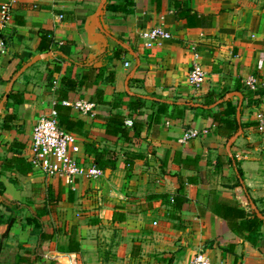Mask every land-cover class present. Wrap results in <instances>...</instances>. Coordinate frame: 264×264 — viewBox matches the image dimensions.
<instances>
[{"label": "crops", "instance_id": "0c3cea01", "mask_svg": "<svg viewBox=\"0 0 264 264\" xmlns=\"http://www.w3.org/2000/svg\"><path fill=\"white\" fill-rule=\"evenodd\" d=\"M6 3L0 264H187L199 250L212 264H264V130L255 119L264 112V0H0V11ZM154 26L170 38L146 47L142 32ZM195 57L206 71L198 90L186 80ZM83 74L63 100L95 103L88 114L69 106L82 121L72 132L77 155L86 165L103 148L117 158L99 178L67 185L32 167L31 132L62 102L61 77ZM251 74L260 80L253 92ZM135 98L143 104L133 111ZM227 103L225 117L239 123L229 136L212 117ZM111 113L123 115L126 136L106 131ZM229 205L263 219L255 241L229 227Z\"/></svg>", "mask_w": 264, "mask_h": 264}, {"label": "built area", "instance_id": "2783aa9c", "mask_svg": "<svg viewBox=\"0 0 264 264\" xmlns=\"http://www.w3.org/2000/svg\"><path fill=\"white\" fill-rule=\"evenodd\" d=\"M10 22V3L2 5L0 11V55L8 47V35L6 25ZM146 38L144 45L150 47L160 39L170 38V33L161 26H154L142 32ZM128 62H125V66ZM206 71L195 57L187 71L186 80L192 89H200ZM244 84L249 91H256L259 88L260 80L256 74H251L245 78ZM65 104L77 109L79 112L93 113L95 103L86 99L78 98L73 101H65ZM256 128L264 130V112L256 113ZM131 124L130 120H126ZM192 134L184 135L187 139ZM30 163L32 167L47 177H56L64 184L73 185L77 179H97L104 174V170L95 163L84 164L77 155L80 147L75 135L63 129L59 125V120L54 109L41 114L34 123L30 141ZM187 264H212L203 250L197 251Z\"/></svg>", "mask_w": 264, "mask_h": 264}, {"label": "trees", "instance_id": "16d2710c", "mask_svg": "<svg viewBox=\"0 0 264 264\" xmlns=\"http://www.w3.org/2000/svg\"><path fill=\"white\" fill-rule=\"evenodd\" d=\"M43 36L44 35L41 34V41ZM39 48L40 49L45 48V46H41ZM94 70H96L97 72L94 73L93 83L97 82L98 81L97 78L101 75L100 68L95 67ZM85 78H86L85 74H83L82 77L79 79L71 78L68 75H63L61 77V84L58 88V92H59L58 98L62 102L55 103L53 109L55 110L56 115L58 117L59 125L63 129L68 130L70 132H80L82 121L73 120L70 118L69 116L70 107L65 103H63V100H65L66 94L68 93L69 90L76 89L77 88L76 86L84 85ZM106 78L107 81H112L113 73L112 72L109 73V75H107ZM98 91L101 92L100 89H97V92ZM142 104L143 102L139 98L131 99L128 102V106L133 111L138 110L142 106ZM164 104L167 105L166 103ZM224 112L226 115L234 112L233 107L231 106L230 103L226 104V107L223 111H217L212 113V117L214 121H217L216 129L222 130L224 132L226 131V133H228L229 136L237 130L239 123L233 118L225 117ZM12 118L13 117H9V119ZM104 120L106 122V131L109 132L110 134H119L118 132H120V134L124 136L127 135L128 129L126 125L123 123V115L119 113H111L110 115L105 117ZM240 126H243V124L241 123ZM104 155H108V158L103 159ZM116 158L117 155L115 154V152L106 148L96 150L94 152L95 164L101 169L104 167L111 168ZM187 159L191 160L190 157H188ZM2 189L3 187L0 184V195L2 193ZM224 208H225L224 211L221 213L227 217L229 227L237 234L244 235L248 240L255 241L257 239L258 232L263 223V219L256 214L246 216L244 210L240 207L229 205V206H225ZM237 218H240V221L238 223L236 222ZM26 221L27 223H31L35 228L41 229V223L39 222V219L34 217H27ZM245 233L247 234L245 235Z\"/></svg>", "mask_w": 264, "mask_h": 264}, {"label": "rangeland", "instance_id": "374dc122", "mask_svg": "<svg viewBox=\"0 0 264 264\" xmlns=\"http://www.w3.org/2000/svg\"><path fill=\"white\" fill-rule=\"evenodd\" d=\"M46 112H48V110L46 111ZM46 112H44V113H46ZM36 264H53L52 262H38V263H36Z\"/></svg>", "mask_w": 264, "mask_h": 264}]
</instances>
